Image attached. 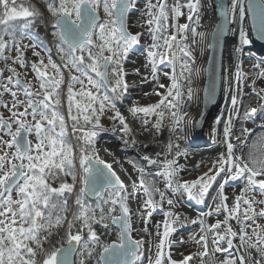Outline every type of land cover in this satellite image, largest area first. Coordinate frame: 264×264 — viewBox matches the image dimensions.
I'll return each instance as SVG.
<instances>
[{
  "label": "snow or ice",
  "instance_id": "1",
  "mask_svg": "<svg viewBox=\"0 0 264 264\" xmlns=\"http://www.w3.org/2000/svg\"><path fill=\"white\" fill-rule=\"evenodd\" d=\"M202 6V0H144L143 8L138 0H48L47 13L54 18L52 27L58 29L53 32L58 37L56 51L61 64H57L51 58V49L43 47L39 35L34 34L41 13L25 0H0V57L7 61L5 52L15 50L17 58L12 63L25 67L23 48L27 46L21 44L25 38L33 41L32 48L43 47L49 53L45 63L39 52H33L38 57L31 64L38 80L36 89L30 81L21 80L16 68L8 67L7 77L0 69V78L6 81L0 83V96L12 97L10 104H0L8 112L7 117L0 114V264H90L96 256L97 264H145V259L147 264H191L196 258L200 264H264V224L258 223L264 219V178L257 179L264 177V152L253 151L256 141L253 146L246 145L252 134L250 129L241 127L240 135L234 130V117L239 118L243 105L239 86L248 76L241 71L242 57L253 42L252 36L264 41V0H248L247 7L245 0L215 3L219 22L208 47L219 46L229 34L238 35L239 44L234 48V78L231 70L228 77L214 72L207 89V98L213 102L217 88L222 86L230 94L232 105L223 128L224 151L212 161L208 171L193 181L179 180L177 158L187 153L170 141L167 150L171 159L161 163L143 155L140 158L147 162L146 166L129 161L139 176V185L134 184L129 191L95 147L97 137L107 132L122 133L119 138L126 148L136 145L117 102L123 103L129 88L124 61L145 34L151 40L142 47L152 79H158L160 65L171 67L170 74L164 73L170 76L171 85H158L166 88L164 94L154 93L162 96L158 103L133 106L129 111L133 116L143 114L144 125L149 123L147 117L155 115L156 131L164 127L167 111L172 120L169 132L177 139L187 137L188 127L183 122L187 114L182 106L196 99L193 84L199 72L193 65L200 43L197 37L205 38L197 30L202 22ZM137 11L140 19L130 25L129 16ZM246 14L252 19L250 31L245 28ZM182 16L187 23H171ZM131 27L141 30L132 32ZM62 68L70 74L67 83ZM253 68L259 70L256 78H264V57L256 60ZM65 83L67 118L60 111L65 104ZM234 84L236 93L232 92ZM21 93L24 99H20ZM243 95L259 104V108L245 109V120L253 119L258 112L264 114V88L256 89L253 80L252 92ZM108 112L113 113L108 116L114 121L111 129L101 122ZM69 120L75 145L68 137ZM260 128L264 130V124ZM233 137L239 143H234ZM258 140L264 144V133ZM246 146L247 158L243 154ZM152 166L158 170L151 171ZM217 177L223 182L213 197V210L204 215L223 214L224 218L212 224H206L204 219L191 221L199 223L200 234L198 239L195 235L190 239L202 250L187 255L175 253V246L184 241L175 240L173 234L187 221L176 210L179 198L186 194L189 200L203 204ZM157 178L163 180V189L157 186ZM242 179L246 181L242 192L229 206L225 185ZM89 196L94 197L91 203ZM133 199L141 201L135 210L129 206ZM157 210L163 212L164 220L162 231L160 224L154 225L153 251L150 239L134 238L133 233L139 231L152 237L148 223ZM134 217L143 223L142 228H134ZM233 220L238 228L231 223ZM110 224L116 226L117 240L104 244L94 225L107 230ZM53 237H59L60 247L55 246ZM217 253L227 255L217 259ZM177 255L179 259L174 258Z\"/></svg>",
  "mask_w": 264,
  "mask_h": 264
},
{
  "label": "bare ground",
  "instance_id": "2",
  "mask_svg": "<svg viewBox=\"0 0 264 264\" xmlns=\"http://www.w3.org/2000/svg\"><path fill=\"white\" fill-rule=\"evenodd\" d=\"M171 3V0H169ZM204 6L202 7V10L200 12L202 17V22L199 27V31L204 34V39H200V37H197L198 40H200V43L197 45V60H196V66H194V70L199 72V76L194 81V89L196 92V99L192 101V106L190 110L186 113L187 115L183 116V122L188 127L187 137L177 139L175 135L171 134L169 132V128L167 127V118L165 116L164 120V127L160 131H156V129L153 127L157 117L155 115L149 116L146 119L149 121L147 125H144L142 123V120L145 119L143 117V114H140L139 116H133L132 113H130L129 108L133 106H147V105H154L159 102L160 99H162V96H157L154 93L156 91H159L160 93L164 94L166 93V88H159V84H165L166 86L171 85V79L170 76L165 75L164 73H171V67H167L166 69H161L158 71L157 80L152 79L151 74V67L146 66L147 60L146 55L143 51L142 46H146L147 44L151 43L150 37H147V34H145V37L141 39L140 45H138L137 49L134 50L133 53V60L130 64H127L124 67L125 72L127 75L125 76V79L127 83L129 84V88L127 93L125 94V98L123 100V103H120V109L119 111L121 114L126 118V122L129 124V127L132 129V138L136 140V145L133 147L132 145H129L127 148L125 147V144L123 140H121L119 137L122 135V133L118 132L117 135H112L111 132L102 133L103 135H106L110 139L101 140L98 142L96 149L98 151V154L101 159H103L106 163L112 164L113 169L116 171L117 175L120 176L121 180L124 182V184L128 187L129 191H132L133 185H139V176L138 173L133 169L132 164L129 163L130 160L135 161L139 163L141 166H146V161H143L140 157L143 155H148L152 157L153 159H157L159 162H163L166 158L171 159L172 157L168 155L167 145L171 141L173 144H179L180 150L185 151L187 153L186 156H179L177 158L178 165L180 166L181 170L178 174V179L181 181H187V180H195L197 177L201 176L203 173L208 171V168L211 166L212 161L215 160L219 153L224 151L225 146L221 143L223 140V128L224 124L227 122L229 115L232 110L231 105V99L230 94L225 92L223 90V87L220 86V93L218 98H216V102L214 103L213 107L211 109H208V112L206 113L204 117V121L202 124L201 129L199 130V133H195L194 131V124L196 123L197 119L201 115L202 105H201V97L200 93L202 89L203 84V67L205 64V58L207 56V50H208V43H209V37L210 32L213 29L216 21V16L214 13V10L212 9L210 0H203ZM247 5V0H245V7ZM140 8H143L144 5L139 6ZM140 19V12H138L135 16H129V24L133 23L135 24ZM187 20L185 17H181L178 21H171V23H179L183 24L186 23ZM132 25V24H131ZM250 18L249 15L246 14L245 19V28L250 31ZM235 27V26H233ZM130 30L132 32L140 31L141 29H138L136 27H131ZM171 31H174V29H171ZM252 43L247 46L245 55L242 57L243 59V65H242V73H248L247 79L243 80L239 88L242 90L243 94H248L252 92V84L253 80H255V88L259 89L257 87V83L260 80L264 81V78H256V72L259 71L258 69L253 68V63L258 60V57L249 56L248 53H250L249 48H256L257 42L254 39V36H252ZM239 44V38L238 35H232L229 34V39L225 42L223 47V73L222 75L225 77L229 76V70H231V73L233 74L236 72V69L234 67V64L236 62V57L234 55V48L238 46ZM177 71H179V66H177ZM233 93L237 92V85H233L232 89ZM147 93V95H145ZM241 94L239 96V99L243 101V105L240 108V114L239 118L234 117V125H235V132L236 135H240V128L241 127H247L251 130V136L248 137L246 141L247 146H253V142L256 141L255 145L253 146V151H257L258 153L264 152V144H261L258 140V137L264 133V130L261 128H257L253 126V119L245 120L244 119V111L246 108L249 107H257L259 108V104L255 99H250L248 95ZM186 106V103L182 106V111L184 107ZM218 112H223V118L221 122L215 126V133L213 129L210 127L211 119L214 117V115ZM167 114V111H166ZM109 112L106 113L102 118L101 122L103 126L107 129H111L113 127L114 121L108 119V116H110ZM116 126L119 127L118 122H115ZM205 133H208L211 136V140L206 144L200 142L201 135H204ZM113 138V139H112ZM124 139H128V137H124ZM208 140V139H206ZM195 142V143H193ZM234 143H239L235 140V137H233ZM146 145V146H145ZM244 148V156L247 158L248 155V147ZM173 154H175L176 149H172ZM159 153V156L157 154ZM240 153L237 152V155ZM199 165V167H197ZM151 171L158 170L156 166H152L150 169ZM264 177H257V179H261ZM157 186L161 189L164 188V183L161 178L156 179ZM222 179L220 180V183H222ZM241 187L242 185H235V182H230L228 185H225V194L228 196L227 203L229 206L232 205L233 201L237 196L241 194ZM217 187H215V190L213 191V194L209 198L208 202L204 205L203 209L198 210L196 207H192L188 203V199H186V194L181 196L178 200V203L176 205V210L179 211L182 215L181 218L187 216L190 220H196L199 221V219H204L206 224H212L215 223L218 219L222 220L223 214L216 215L213 214L211 216H205V213H208L213 210L214 203H213V197H216L217 195ZM142 196V193H141ZM141 203L140 200L133 199L129 201V206L135 210L137 209L138 205ZM165 209H167V205H165ZM203 210V211H202ZM159 210L153 212L152 217L149 219L148 228L153 233L152 237H147L143 233H140L139 231H135L133 233L134 238H145L146 240H151L153 244V251H155L154 245L156 243V237H155V227L154 225L160 224V230H163V220L164 216L161 214L159 216ZM198 223V222H197ZM231 223L235 227H239V225H236V222L233 220ZM144 225L143 223L134 217V228L137 230L142 228ZM180 228L178 227L179 231ZM176 231V232H177ZM175 232V233H176ZM173 234V238L175 239V235ZM200 233V232H199ZM197 233L195 237H198ZM178 246V245H177ZM149 245L146 244L145 247V255L146 258L149 256V252L147 251ZM202 250V249H201ZM198 252L195 247H192L191 251L189 253H196ZM210 254H211V245H210ZM226 253H217L216 258L219 259L223 256H225ZM174 258L179 259V256H174ZM147 264V260H146Z\"/></svg>",
  "mask_w": 264,
  "mask_h": 264
},
{
  "label": "rangeland",
  "instance_id": "3",
  "mask_svg": "<svg viewBox=\"0 0 264 264\" xmlns=\"http://www.w3.org/2000/svg\"><path fill=\"white\" fill-rule=\"evenodd\" d=\"M34 1L40 2V0H34ZM202 4L204 6L203 0H202ZM138 5L139 6L144 5V0H138ZM211 6H212V9H213L212 3H211ZM201 10H202V8H201ZM138 12L139 11L134 12V13H132L130 15L131 16H135ZM45 18L48 20V15L47 16L45 15ZM131 24L133 25V23H130V25ZM199 27L200 26H198V28H197L198 31H199ZM49 33H50L49 35H50V39H51V37H52L51 30L49 31ZM189 38H191L190 37V34H189ZM32 43H33V41H31L29 39H23L21 41L22 46H25V45L27 46V47H24L23 48V59H24L25 65H26L25 67H21L19 64H13L12 63L13 60H15L17 58V53H16L15 50H9V51H6L5 54H4L7 57V61H5L4 58L0 57V69H3L4 70L3 75H4V77H7L9 75V72L6 69L8 67H14V68H16V71L18 73H20V78L23 79L26 82H29L30 81L33 84V86H34V89H36V88H38V80L35 77V73L32 71V68H31V66L29 64V61L35 62V61L38 60V57H36V56L33 55V52L34 51L40 53V57L39 58H43L44 61H45V63H47V60L49 58V55H47L46 51H44L41 48H35V49L32 48L31 47ZM50 43H51V41H50ZM137 47H138V45L135 46L134 50H136ZM56 48H57V43H53L52 42V45L50 46V49L53 52V54L55 55V57L57 58L56 60L58 61V58L60 56L58 55V53L56 51ZM248 50H250V53L253 54L252 56L258 57V59L260 57H264V45L263 44L261 45V44L257 43L256 48H249ZM133 51L130 52V54L127 57L126 61H124V67L127 64H130L131 61L133 60V57H134L133 56V53H132ZM56 60H54V58H53V61L55 63H56ZM57 63L58 64H61V62L60 63L57 62ZM196 65L197 64L195 63V65H193V68ZM160 68L161 69H166V67H164L163 65H160ZM49 71H51V70H49ZM62 72L64 74V78H65V76H67L68 77L67 80H68L69 79V75H70L68 69L62 68ZM67 80H65V82ZM4 82H6V81L3 80L2 78H0V83H4ZM256 85H257V87H259V89L264 88V81L263 80H260ZM193 86H194V84H193ZM76 87L78 89V86H76ZM62 88H63L64 93H65V104H64V107L66 108V111H67V103H66V83H65L64 86H62ZM101 94H103V89L101 90ZM20 99H24V96H23L22 93L20 94ZM11 100H12V97L10 95H8V94H4V95L0 96V104H2V103H9L10 104L11 103ZM120 106H121L120 102H117V109L118 110L120 109ZM191 106H192V101L191 102H187L186 103V106L183 109V113H187L188 110H190ZM73 111L75 112V109H73ZM109 113L110 114H113L112 112H109ZM0 114H3L5 117L8 116L7 110L4 109V108H2V107H0ZM65 116L67 118V113H66ZM166 118H167V127L169 128L171 126V124H172L171 116L169 114H166ZM222 118H223V112L216 113L214 115V117L211 119V123H210L211 129L214 130L215 129V126H217L221 122ZM69 122H70V120L68 121V130H69V133L72 134V130H71V126H70ZM202 124H203V122H202ZM202 124H201V127H202ZM261 124H264V117L261 116V114H259V112H258V114L253 118V126H255V127H257V128L260 129V125ZM195 126H196V124H194V130H195L194 132L197 134V133L200 132L199 130L201 129V127H200V129H196ZM201 136H202L200 138V142L201 143H205L206 142V144H207L209 142V140H211V136L208 133H205L204 135H201ZM30 139H32V137H30ZM106 139H110L111 140V138H108L106 135L101 134L99 137H97L95 147L97 146V144H98L99 141L106 140ZM206 139H208V140H206ZM193 143H195V142H193ZM77 164H78V161H77ZM202 173H204V172H202ZM221 175H223V174H221ZM220 180H221V177H217V182L212 184V187L209 189V195L205 198V202L203 204H198L194 200H189L187 198V195H186V199H188V202H189L188 204L191 205L192 207L198 208V210H199V208L200 209H203L204 205L208 202L209 198L213 194V191L215 190V187H217V185L220 183ZM187 181H192V180H187ZM245 183H246V181L243 180V179L240 180V181H235V185H242V187L240 189L241 192H242V189H243ZM161 214H163V212H159V216H161ZM184 218H185V215L181 219H184ZM186 218H187L186 223L183 226H178L180 228V230L175 233L176 234L175 235V240H183L184 243L183 244H179L178 246L176 245L175 248H174V252L175 253H184L185 255H187V253L191 251L192 247H195V249H197L198 251H201L200 247L194 242V240L193 239H190V237H192L193 235H196L197 233L200 232V225H199V223L193 224L191 222L193 220H190L187 216H186ZM258 223L264 224V219L258 220ZM199 234H198V237L196 239L199 238ZM145 247H146V245H145ZM144 255H145V251H144ZM225 255H227V254H225ZM236 255H239V253H236ZM145 258H146V255H145ZM205 259H208V258H205ZM145 264H146V259H145ZM191 264H200V261H199L198 258H196V259H194L191 262Z\"/></svg>",
  "mask_w": 264,
  "mask_h": 264
},
{
  "label": "water",
  "instance_id": "4",
  "mask_svg": "<svg viewBox=\"0 0 264 264\" xmlns=\"http://www.w3.org/2000/svg\"><path fill=\"white\" fill-rule=\"evenodd\" d=\"M211 3L213 5V10H214V13L216 16V21H215L214 27H212L213 29L210 32L209 43L212 42V33H213L217 23L219 22V11L215 8L216 0H211ZM249 18H250V24H251L252 23L251 16H249ZM228 39H229V35L224 38L223 42L219 46L211 47V48L208 47L207 56L205 58L206 59L205 64H204V67L202 68L203 69V78H202L203 84H202V89H200L201 90L200 97H201L202 110H201L200 117L197 119V121L195 123L196 129H200L201 124L204 120V117H205L206 113L208 112V109H211L213 107L214 103L217 100L216 98H218V96H219V93H220L219 88L220 87H218L216 90L215 100L213 102H210L207 98V89L209 87L213 73L215 72L218 76L222 75V73H223V68H222L223 67V58H222L223 57V47H224L225 42ZM254 39H255V37H254ZM255 41L261 45L262 44L264 45V41H258V40H255ZM58 62L59 63L61 62L60 57L58 58ZM88 199L94 200V197L89 196ZM113 226L116 228L115 225H113ZM113 242H115V241H113ZM113 242H111V243H113ZM74 259H75V257H74ZM98 259H99V257H98Z\"/></svg>",
  "mask_w": 264,
  "mask_h": 264
},
{
  "label": "trees",
  "instance_id": "5",
  "mask_svg": "<svg viewBox=\"0 0 264 264\" xmlns=\"http://www.w3.org/2000/svg\"><path fill=\"white\" fill-rule=\"evenodd\" d=\"M47 2L48 0H40V2L38 1H34V0H25V3L27 4H31L32 6H34L40 13H41V16L42 18L39 20V24L41 23H44L45 22V18L44 16L48 15V25H49V28L52 32V37L50 39L51 41V44L50 42L45 39V38H40L41 41H43V47H47V48H50V46L52 45V42L53 43H57L58 41V37L56 36H53V32L57 31L55 30V28L52 27L53 23H54V18H52L48 13H47V10H46V5H47ZM40 5V6H39ZM27 39V38H25ZM30 40V39H29ZM32 41V40H31ZM43 47H41L43 49ZM47 53V52H46ZM47 55H49V53H47ZM51 55V58L53 60L54 58V54L53 52L51 51L50 53ZM33 62L29 61V64L31 65ZM94 76V74H93ZM67 76H65V80H67ZM68 81V80H67ZM66 81V83H67ZM104 91V90H103ZM60 111L66 115L67 111H66V108L63 106ZM261 114V113H259ZM261 116L264 117V114H261ZM70 126H71V121L69 122ZM69 126V127H70ZM68 137H69V141L71 144L75 145L76 144V139H75V136H73L71 133H69V130H68ZM77 155H79V153L77 152ZM70 182V180H69ZM80 187L79 184H77V189ZM89 200V199H88ZM94 200H89V202H93ZM110 223V221H109ZM94 228L95 230L97 231V234L100 236V239L101 241L104 243V244H109L113 241H116L117 240V229L110 224V228L105 230L102 228L101 225H94ZM64 233V229H60V235L62 236ZM53 243L55 244L56 247H60L61 244L59 243V237H53ZM102 249H97V251H101ZM76 259V257H75ZM97 260H98V256H96L95 258H93L91 261H90V264H97Z\"/></svg>",
  "mask_w": 264,
  "mask_h": 264
},
{
  "label": "built area",
  "instance_id": "6",
  "mask_svg": "<svg viewBox=\"0 0 264 264\" xmlns=\"http://www.w3.org/2000/svg\"><path fill=\"white\" fill-rule=\"evenodd\" d=\"M36 31L40 34L43 35L46 32V27L45 26H38L36 28Z\"/></svg>",
  "mask_w": 264,
  "mask_h": 264
}]
</instances>
